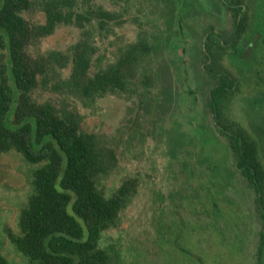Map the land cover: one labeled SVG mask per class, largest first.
<instances>
[{"label": "rangeland", "instance_id": "374dc122", "mask_svg": "<svg viewBox=\"0 0 264 264\" xmlns=\"http://www.w3.org/2000/svg\"><path fill=\"white\" fill-rule=\"evenodd\" d=\"M210 1L92 0L118 19L94 32L90 75L143 38L153 49L137 75L124 93L84 98L68 85L67 68L32 93L38 103L71 113L80 133L94 136L98 151L109 156L101 185L107 197L126 180L136 182L117 226L100 243L111 264H257L263 222L256 196L234 171L208 108L215 83L202 69V42L209 27L225 37L232 29L230 16L219 7L212 13ZM250 2L246 48L222 64L243 74L228 114L258 141L264 166V0ZM24 18L44 22L37 6ZM81 36L77 28H59L37 51L68 54ZM219 162L224 168L215 172ZM35 169L14 152L0 156V254L11 264H28L10 236L19 232Z\"/></svg>", "mask_w": 264, "mask_h": 264}, {"label": "trees", "instance_id": "16d2710c", "mask_svg": "<svg viewBox=\"0 0 264 264\" xmlns=\"http://www.w3.org/2000/svg\"><path fill=\"white\" fill-rule=\"evenodd\" d=\"M36 2L0 0V50L4 51L0 55V156L14 152L36 166L33 193L19 213V232L10 240L28 264H111L100 243L103 234L117 226L136 182L126 180L107 197L101 185L109 156L98 151L94 136L80 133L79 121L71 113L51 102L38 103L32 93L67 68L68 85L84 98L124 93L153 48L140 38L121 52L116 63L90 75L95 54L92 36L106 32L118 17L92 0ZM223 5L233 13L234 29L224 45L212 36L206 41L205 70L215 81L208 106L215 127L227 140L235 169L256 190L263 207L260 146L228 114L241 85L239 77L222 64L226 55L236 58L246 48L241 44L250 32L251 6L248 0H223ZM35 6L43 14L42 24L24 18ZM63 27L82 31L70 53L37 51L44 39ZM0 264L11 263L0 254Z\"/></svg>", "mask_w": 264, "mask_h": 264}, {"label": "flooded vegetation", "instance_id": "af4514ba", "mask_svg": "<svg viewBox=\"0 0 264 264\" xmlns=\"http://www.w3.org/2000/svg\"><path fill=\"white\" fill-rule=\"evenodd\" d=\"M249 1V3H250V6H251V2H250V0H248ZM210 3H211V7H212V9H211V12L213 13V12H218V7H219V10L220 11H225L229 16H230V18H231V20H232V29H231V31H230V34H229V36L227 37H225L224 35H222L221 33H218L216 30H214L212 27H209L208 29H207V32H206V34H205V38H204V40H203V42H202V48H203V50H202V56H203V66H202V69H203V71H204V73L208 76V74H207V72H206V70H205V63H206V59H205V57H208V55H207V52H206V50H205V44H206V41H207V39H208V37L209 36H212L213 37V39H215V40H219L220 42H221V44H223L224 45V41H228L229 40V37H230V35H231V33L233 32V29H234V17H233V13L229 10V9H227L224 5H223V0H211L210 1ZM218 4H219V6H218ZM244 11H245V9H244ZM253 12V11H252ZM249 15H251V12H249ZM252 15H253V13H252ZM207 62H209V58H208V60H207ZM240 74V76H241V78H240V76H239V79H240V85H241V80L243 79V74L240 72L239 73ZM237 76H238V74H236ZM209 77V76H208ZM210 79H212L211 77H209ZM213 80V79H212ZM214 81V80H213ZM214 83H215V81H214ZM214 87V86H213ZM211 91V90H210ZM210 91H209V94H210ZM239 91H240V88H239ZM208 103H209V101H208ZM208 108H209V106H208ZM210 110V109H209ZM213 124H214V128L216 129V131H217V133L222 137V138H224L225 140H226V138L224 137V136H222L219 132H218V130H217V128L215 127V121H214V119H213ZM206 139V138H205ZM208 141V144H210L211 145V143H212V137H209V139H207ZM206 141V140H205ZM226 143H227V140H226ZM227 147H228V144H227ZM228 150H229V148H228ZM230 152V151H229ZM230 154L232 155V153L230 152ZM233 157V156H232ZM223 164H224V160H223ZM223 164L221 163V162H219L218 164H217V166H216V168H215V172H218V171H220V169L219 168H224V166H223ZM215 166V165H214ZM233 168H234V171L235 172H237L238 174H240V176L243 178V179H245L242 175H241V173L240 172H238L236 169H235V166H234V159H233ZM219 175V174H218ZM245 181L248 183V185L253 189V191H254V193H255V196H256V204H257V206H258V209H259V211H260V215H261V219H262V222H263V226H262V231H261V233H260V243H259V246H258V251H257V264H263L261 261H262V252H263V249H264V243H263V245L261 246V238H262V235L264 234V220H263V218H262V216L264 215V195H263V207H261V205L257 202V193H256V190L250 185V183L245 179Z\"/></svg>", "mask_w": 264, "mask_h": 264}]
</instances>
